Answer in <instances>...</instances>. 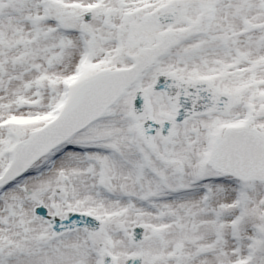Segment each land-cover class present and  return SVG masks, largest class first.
Returning <instances> with one entry per match:
<instances>
[{
	"label": "snow or ice",
	"instance_id": "1",
	"mask_svg": "<svg viewBox=\"0 0 264 264\" xmlns=\"http://www.w3.org/2000/svg\"><path fill=\"white\" fill-rule=\"evenodd\" d=\"M0 264H264V0H0Z\"/></svg>",
	"mask_w": 264,
	"mask_h": 264
}]
</instances>
